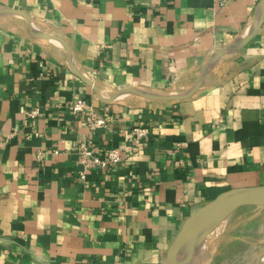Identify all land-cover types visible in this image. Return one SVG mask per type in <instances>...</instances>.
Wrapping results in <instances>:
<instances>
[{"label": "crops", "instance_id": "1", "mask_svg": "<svg viewBox=\"0 0 264 264\" xmlns=\"http://www.w3.org/2000/svg\"><path fill=\"white\" fill-rule=\"evenodd\" d=\"M261 3L0 0V8L24 10L37 28L63 37L78 70L110 97L125 87L187 90L212 54L255 22ZM79 96L88 107L76 113ZM94 115L107 125L93 129ZM83 145L101 156L119 147L121 159L83 180ZM257 185L264 17L191 96L126 93L105 102L60 41L32 35L20 14H0V264H167L194 211Z\"/></svg>", "mask_w": 264, "mask_h": 264}, {"label": "water", "instance_id": "2", "mask_svg": "<svg viewBox=\"0 0 264 264\" xmlns=\"http://www.w3.org/2000/svg\"><path fill=\"white\" fill-rule=\"evenodd\" d=\"M7 13H16L24 16L28 21L32 35L60 41L68 51L69 63L72 68L78 76L97 91L100 98L105 102H111L126 93L140 94L150 99L167 100L182 99L194 94L201 87L206 75L220 56L238 50L254 37L263 21L264 0H262L255 22L245 31L244 34L237 38L235 42L215 51L206 62L198 80L187 90L177 93H164L150 91L139 87H125L118 90L110 97L104 96L100 86L94 80L78 70L74 64L70 46L63 37L37 28L33 23L32 17L24 10L12 7L0 8V14ZM244 205L264 206V185L226 190L194 211L184 223L181 233L175 240L167 264H193L197 259V255L192 252L194 247H198V245L203 243L204 239L213 232L219 224L225 221L236 209ZM253 258L251 264H264V245L255 253Z\"/></svg>", "mask_w": 264, "mask_h": 264}, {"label": "rangeland", "instance_id": "3", "mask_svg": "<svg viewBox=\"0 0 264 264\" xmlns=\"http://www.w3.org/2000/svg\"><path fill=\"white\" fill-rule=\"evenodd\" d=\"M221 225L204 239L202 264H251L264 245V206L239 207Z\"/></svg>", "mask_w": 264, "mask_h": 264}, {"label": "built area", "instance_id": "4", "mask_svg": "<svg viewBox=\"0 0 264 264\" xmlns=\"http://www.w3.org/2000/svg\"><path fill=\"white\" fill-rule=\"evenodd\" d=\"M88 107V101L84 96H79L72 104V109L76 113H81ZM33 111L32 113H35ZM108 123L107 118L101 115H94L91 126L93 129H98L100 127L106 126ZM138 134H144L147 130L146 128H136ZM121 159L120 148H110L106 151L105 156H101L95 152L92 147L83 145L81 150V162L78 168V176L83 180L87 178L88 171L90 169H107L114 162Z\"/></svg>", "mask_w": 264, "mask_h": 264}, {"label": "bare ground", "instance_id": "5", "mask_svg": "<svg viewBox=\"0 0 264 264\" xmlns=\"http://www.w3.org/2000/svg\"><path fill=\"white\" fill-rule=\"evenodd\" d=\"M224 222V221H223ZM222 222V223H223ZM221 223V224H222ZM221 224H219L218 226H217V228L215 229V230H218V229H222L221 227H222V225ZM214 230V231H215ZM201 247H203L202 249L204 250V247H205V241L203 242V243H201L200 245H198V247H194V249H193V253L195 254V255H197V259H196V261L193 263V264H202V261H203V258H202V252H201ZM253 260H254V258H253Z\"/></svg>", "mask_w": 264, "mask_h": 264}]
</instances>
